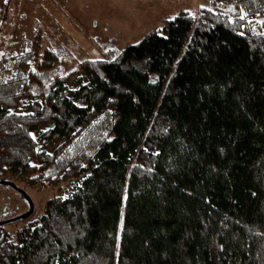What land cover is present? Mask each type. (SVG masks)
Instances as JSON below:
<instances>
[{"label":"trees","instance_id":"1","mask_svg":"<svg viewBox=\"0 0 264 264\" xmlns=\"http://www.w3.org/2000/svg\"><path fill=\"white\" fill-rule=\"evenodd\" d=\"M214 1L231 10L180 11L73 67L60 45L0 58V165L29 187L79 181L0 264H264V0Z\"/></svg>","mask_w":264,"mask_h":264},{"label":"rangeland","instance_id":"2","mask_svg":"<svg viewBox=\"0 0 264 264\" xmlns=\"http://www.w3.org/2000/svg\"><path fill=\"white\" fill-rule=\"evenodd\" d=\"M5 3L7 7L0 5V17L7 15L1 32V59L11 54L7 52H17L35 42L40 56L51 46L58 52L60 45L64 49L61 58L73 64L72 67L77 62L103 58L105 53L116 51L119 54L180 11L197 16L200 9L225 13L231 10L230 5L218 4L214 0H6ZM259 19L258 22H264V17ZM261 32L264 33V29ZM6 39L14 44L13 48L2 46ZM62 66L59 71H66ZM85 83L81 73L80 77L68 81L66 87L75 90ZM22 104L23 109L28 101ZM46 129L43 127L32 133L39 151L43 149L39 134ZM52 150L53 147L48 152ZM78 183L74 180L49 188L40 183L26 188L35 205L34 215L28 221L40 218L50 197L69 196ZM27 222L8 226L10 236Z\"/></svg>","mask_w":264,"mask_h":264},{"label":"flooded vegetation","instance_id":"3","mask_svg":"<svg viewBox=\"0 0 264 264\" xmlns=\"http://www.w3.org/2000/svg\"><path fill=\"white\" fill-rule=\"evenodd\" d=\"M10 181L15 187L20 188L24 194L17 188L10 185H0V242L6 237L10 236L7 229L10 225H19L27 222L34 215L35 205L28 194L26 188L29 186L25 185L20 177H17L13 173H8L6 167L0 165V182ZM23 184V186H20ZM33 205V211L30 215L24 216L30 210V205ZM23 217V218H22ZM20 221L7 223L15 219H21ZM35 221H28L24 225H34Z\"/></svg>","mask_w":264,"mask_h":264},{"label":"water","instance_id":"4","mask_svg":"<svg viewBox=\"0 0 264 264\" xmlns=\"http://www.w3.org/2000/svg\"><path fill=\"white\" fill-rule=\"evenodd\" d=\"M0 185H10V186L15 187L10 181L0 182ZM15 188H17V187H15ZM17 189H18L19 191H21V192L24 194V192H23L20 188H17ZM32 211H33V205H32V203H31V205H30V210H29L28 213H27L26 215H24V216L26 217V216L30 215V214L32 213ZM22 218H23V217H22ZM22 218H21V219H15V220H12V221H7V223L20 221V220H22Z\"/></svg>","mask_w":264,"mask_h":264},{"label":"snow or ice","instance_id":"5","mask_svg":"<svg viewBox=\"0 0 264 264\" xmlns=\"http://www.w3.org/2000/svg\"><path fill=\"white\" fill-rule=\"evenodd\" d=\"M240 19H244V16H243V15H241Z\"/></svg>","mask_w":264,"mask_h":264}]
</instances>
